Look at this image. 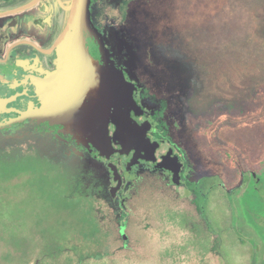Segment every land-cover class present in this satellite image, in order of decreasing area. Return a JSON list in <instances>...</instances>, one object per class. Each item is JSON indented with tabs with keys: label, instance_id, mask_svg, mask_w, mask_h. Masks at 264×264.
Wrapping results in <instances>:
<instances>
[{
	"label": "rangeland",
	"instance_id": "1",
	"mask_svg": "<svg viewBox=\"0 0 264 264\" xmlns=\"http://www.w3.org/2000/svg\"><path fill=\"white\" fill-rule=\"evenodd\" d=\"M160 11L153 31L101 7L115 62L159 69L151 90L169 100L165 123L143 119L155 138L216 177L218 149L236 156L238 210L215 187L208 227L193 226V198L178 197L160 173L113 197L101 167L0 147V264H264V0H168ZM242 171L261 183L243 184Z\"/></svg>",
	"mask_w": 264,
	"mask_h": 264
},
{
	"label": "flooded vegetation",
	"instance_id": "2",
	"mask_svg": "<svg viewBox=\"0 0 264 264\" xmlns=\"http://www.w3.org/2000/svg\"><path fill=\"white\" fill-rule=\"evenodd\" d=\"M71 1L0 0V147L10 148L13 152L36 150L46 153L49 149L56 153L59 160L69 164H81L87 167L93 164L92 167L99 169L101 167L100 170L106 174L105 177L100 171L104 175L102 179L113 188L111 192L109 189L113 197H117L143 174L160 173L167 177L178 197L182 198L183 195L187 199L193 198L187 201V204H191L193 208L191 209L188 205L189 213L186 218L187 221L194 220L193 226L208 227L205 207L207 201L211 202L215 187L221 188L222 199L224 195L231 199L232 205L229 208L234 207L238 210L236 190L239 188H237L239 160H236L233 153L227 149L225 151L218 149L217 154L221 161L220 176L207 174L203 169H197L196 163L188 158L181 147H177L167 138H155L143 122V119L153 116L156 118V123H165L169 100L165 101L158 93L151 90L153 78L150 72L161 76L158 73L159 69L119 66L115 62V52L108 43L110 36L107 37L105 33L107 26L102 24L101 19L102 6L111 9L117 7L124 19L128 14L135 17V12L128 13V11L130 12V8L137 0H92V19L95 27L103 33L106 46L113 54L115 65L123 72V80L137 86V90L132 94L137 107L131 108V117L140 124L141 131L145 132L152 142L161 144L155 153L157 162L166 160L171 150L182 158L177 179L174 172L156 168L152 162L141 158L145 156L144 153L138 155L139 160L132 161L136 152H120L122 147L114 143L113 147L118 152L112 158L117 162L121 179V183L116 182V174L109 168L110 159L94 145L92 137L94 132L91 131L90 124L84 120V115L76 114L69 107L58 110L47 109L46 96L43 94L41 85L57 70L56 43L67 23ZM169 36L171 37L167 35L161 39L157 38L156 43H166ZM145 42L141 41L143 45ZM90 47L93 54L97 55L95 46L91 44ZM130 48L134 49L135 45L129 46L130 56L136 54L142 59L140 48L134 49L135 51ZM88 98L89 94H85L79 102H88ZM164 102H166L165 105ZM138 107L142 111L140 115L137 114V110L140 111ZM70 108L72 109V105ZM109 132L113 138L116 127L112 123L109 125ZM154 133H158L157 128L154 129ZM205 133L202 132L203 135H206ZM212 137L214 138V135ZM177 160L169 162L172 169H176ZM224 171L225 176L222 175ZM242 178L243 184L253 181L260 184L262 181L253 171L248 173L242 171ZM212 204L213 202L209 204L210 211H207L210 214H212ZM257 204H264V195L260 196ZM199 219L204 220V225L198 221Z\"/></svg>",
	"mask_w": 264,
	"mask_h": 264
},
{
	"label": "water",
	"instance_id": "3",
	"mask_svg": "<svg viewBox=\"0 0 264 264\" xmlns=\"http://www.w3.org/2000/svg\"><path fill=\"white\" fill-rule=\"evenodd\" d=\"M91 6L92 0H72L70 3L67 23L56 43L57 70L41 85L47 109L69 107L76 114L84 115L94 132V145L110 159L109 168L116 174V182L121 183V179L117 162L112 158L118 152L114 143L122 147L120 152L135 151L132 161L139 160L138 155L144 153L141 158L152 162L156 168L174 172L177 179L182 158L171 150L166 160L157 162L155 153L161 144L152 142L131 117V108L137 107L132 98L137 86L123 80V72L115 65L103 33L94 25ZM91 44L97 55L93 54ZM85 94H89L88 102L80 103ZM141 112L137 110L138 115ZM110 123L116 127L113 138L109 132ZM175 160L176 169H172L169 162Z\"/></svg>",
	"mask_w": 264,
	"mask_h": 264
},
{
	"label": "trees",
	"instance_id": "4",
	"mask_svg": "<svg viewBox=\"0 0 264 264\" xmlns=\"http://www.w3.org/2000/svg\"><path fill=\"white\" fill-rule=\"evenodd\" d=\"M167 3L168 0H137L130 8V12H135L136 21L148 22L150 24V28L155 31L156 26L152 25V20L156 24L161 19L163 21V14L160 9L166 7Z\"/></svg>",
	"mask_w": 264,
	"mask_h": 264
}]
</instances>
